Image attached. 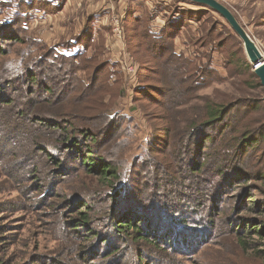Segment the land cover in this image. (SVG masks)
Masks as SVG:
<instances>
[{"label": "rangeland", "instance_id": "1", "mask_svg": "<svg viewBox=\"0 0 264 264\" xmlns=\"http://www.w3.org/2000/svg\"><path fill=\"white\" fill-rule=\"evenodd\" d=\"M6 1L8 0H0L2 3ZM219 1L234 12L264 53V0ZM42 2L34 0L31 4L34 7L26 9L18 25H14L16 29H23L24 26L25 29L20 32V37L24 39L21 42L5 44L8 53L0 59V78L6 79L10 74L13 75L12 72L16 69H12V66L19 61H23L20 66H24L33 58L45 55L51 48L75 57L78 53H83V57H87L83 60L78 58L80 69H76V74L73 71L74 73L69 75V83H72L74 88L64 104L65 110L71 109L75 113V118L78 119L75 123L103 126L106 117H103L102 113L97 115L100 119H94L93 122L86 120L91 116H84L98 110L100 103L97 96H103L106 111L125 115L126 121L113 139L100 150L101 154L121 171L130 166L131 170L137 161L147 168L150 156L155 157L156 163H168L166 166L174 177L180 176L185 169L178 156L173 153L164 155L165 152L160 150L152 155L146 141L152 131L158 132L167 125L169 129L176 130L175 117L171 119V113H168V121L161 119L166 111H163L157 101L151 100V91L139 95L136 90H129L122 65L114 61L115 58L124 59V55L125 58L129 55L138 66L140 74L141 51L138 41H131L130 33L132 28L144 27V23H136L133 17L147 19L150 29L156 24L163 27L168 17L173 14L177 0H168V4L167 0H159L161 5L155 7L156 10L139 8L140 2L144 4V0H45L44 3H50L60 9L40 11L37 7L42 6ZM20 4V0H11L9 6H0V26L11 21ZM22 7L25 8L24 5ZM189 8L196 9L193 6ZM194 11L196 12L187 15L184 10L179 9L175 13V17L181 18L185 24L175 37L176 49L197 65H204L211 59L212 67L218 71V75L196 90L187 102L176 107V125L179 128L187 126V119L199 117L207 102L228 104L246 99L254 103L258 101L256 110L250 109L249 106L243 108V111H246L244 119L249 121L248 128L264 129V93L257 87V80L251 76L254 68L243 41L217 12L208 8H198ZM113 17H118L123 28V40L119 41L120 43L115 41V30L110 25ZM86 28L93 31L92 43L88 47L69 46L75 43ZM209 31L212 32L209 34ZM27 37L29 39H26ZM36 41L40 42L38 46ZM209 41L211 44L202 45ZM68 51L73 52L68 54ZM90 57L111 62L112 79H109V84L105 80L106 70L100 69L92 74L96 61H90ZM248 63H251L252 68ZM50 64L51 60L45 64L41 62L36 67L37 73L53 71L51 73L54 74L60 71L54 67L50 70ZM147 73L149 72H145ZM63 76L66 75L61 74V77ZM93 77V80H96L95 87H101L104 91H92L86 98L88 94L86 95L85 91L88 93V88L85 84L91 83ZM64 79L68 80L67 77ZM12 85H15V82ZM26 89L23 85L20 91L14 93L16 96L20 95L18 99L14 98L16 104L0 106V260L4 264H110L113 261L115 262L112 264H140L141 259H145L144 264H264V254L258 253V250L264 247L253 245L249 250H244L240 244V237L253 242L252 239L257 240V236H247L243 230H237L243 218L256 215L250 208L255 207V202L263 195L254 190L247 193L245 188L251 185L252 180L246 181V178L238 177L216 185L215 189L213 185L208 186V189L202 187L200 194L196 193L193 187L181 188L195 200L189 202L186 198L180 199V196H177L180 203L178 206L184 212L177 213L176 220H173L176 226L168 223V227L173 230L175 237L177 236L176 241L171 239L167 243L164 240L159 244L150 245L143 241L133 243L128 239L118 240L112 250L120 247V251L109 258L106 257V252H103L105 244L99 246L98 243L94 250L91 249L94 241H86L84 234L72 231L74 224L66 223V219L70 218L68 215L72 214L71 211L75 208L68 209L64 202L71 198L73 193L92 190L90 193L98 212H105L107 215L114 207L113 201L108 200L110 190L100 176L87 172L81 164L74 161L70 149H51L50 157L39 152V148L33 143L35 138L42 139L41 141L51 148L57 147L54 143L57 139L52 137L49 129L40 128V131H36L33 127L38 123L34 124L26 114L23 115L28 109L25 103ZM80 94L86 97L80 98ZM90 99L92 101H89ZM241 125L242 123L238 124L239 127ZM33 132L38 135L33 136ZM231 133L239 134L240 131ZM248 155L250 166L256 165L258 161V166L264 168V140L250 150ZM57 159H61V166L58 165ZM148 168L151 169V165ZM175 171L181 172L174 175ZM148 175L153 174L148 172ZM120 179L119 183L123 184L124 179ZM132 179L135 181L137 178L131 177ZM105 187L106 191L103 192ZM151 188L153 185L146 189V199L149 202L156 200L160 195ZM249 198H252L253 202H247ZM154 204L161 206L162 202L158 199L152 205ZM187 207L190 211L186 210ZM187 211L192 216H188L190 219L185 217L188 220L184 228L179 218H183ZM147 218L151 219V216ZM187 237L188 243H182L181 238L184 240ZM87 247L91 251L83 254L82 250ZM96 253L100 254L96 257Z\"/></svg>", "mask_w": 264, "mask_h": 264}, {"label": "trees", "instance_id": "2", "mask_svg": "<svg viewBox=\"0 0 264 264\" xmlns=\"http://www.w3.org/2000/svg\"><path fill=\"white\" fill-rule=\"evenodd\" d=\"M41 1H43V5L37 7L40 11L60 9L58 6L53 7L50 3H44L45 0ZM9 2L11 0L4 3L0 2V6L7 7ZM20 2L21 4L15 10L11 21L0 26V59L8 53L5 44L21 42L24 39L20 37V32L25 29L24 26H21L23 29H16L14 25H18L17 23L21 17L23 18L26 9L34 7L31 6L34 0H20ZM23 5L25 6L24 9ZM176 5L173 14L168 17L167 23L158 32L152 31L148 27L147 19L134 16V21L139 24L144 23V27L140 29L132 28L130 39L131 41H138L137 44L141 51L142 71L139 74L137 93L143 95L146 91H151L155 94H151V100L157 101L156 103L163 108V111H166L161 118L162 120L168 121V113H171L169 116L171 119L175 117L176 130L169 129L167 125L158 132L152 131L146 140L147 148L152 155H155L154 152L162 151L165 152L164 155L173 153V155L178 156L179 162L183 163V169H185L180 176L174 177L166 166L168 163L164 164L162 161L156 163L155 157L150 156V161L147 163L148 167L151 165V169L143 167L137 161L134 162L131 170L130 166L121 171L104 154H101L100 150L113 139L120 131L124 121H126L125 115L111 114L110 111H106L103 96H97L100 104H98L96 112L89 115L84 114L85 117L91 116L86 119L88 122H93L94 119H100L97 115L102 113L103 117H106L103 126H95L90 123L77 125L75 123L78 121L75 118V113L71 109L65 110L64 104L67 103L66 99L72 88H74L73 84L69 83V75L71 76L76 69H80L78 58L83 60L87 57H83L85 56L83 53H78L75 57L59 53L56 49L51 48L45 55H40L37 59L33 58L32 63L26 62L24 66H20L23 61H19L15 66H12V69L16 70L12 72L13 75L10 74L11 77L0 78V106L16 104V99L20 95L16 96L14 93L20 91L21 87L25 85L27 88L25 103L28 109L23 115L26 114L27 118L31 119L34 124L38 123V125H34L36 127H33L37 129L36 131H40V128L49 129L52 132V137L57 139V141L54 140L57 147L51 148L43 143L42 139L35 138L33 143L35 147L39 148V152L50 157V155L52 156L51 149L58 150L57 148L61 147L65 150L70 149L74 161L81 164L87 172L100 176L103 183H107L110 190L108 200H112L114 203L113 209L107 215H105V212H102V214L98 212L96 202L93 201V195L90 193L92 190L73 193L72 197L64 202L68 209L75 208L71 211L73 213L68 215L70 218L66 219L67 224H74L72 231L84 234L86 241H94L92 242L94 246L91 247L93 250L98 246V243L99 246L105 244L103 252H106L107 258L120 251V247L112 250L118 240L128 239L133 243L143 241L150 245L159 244L160 241L164 240L167 243L171 239L176 241L177 236L175 237L173 230L168 227V223L171 222L173 226H176L173 220H176L178 212L180 214L184 212L178 206L180 203L177 201L179 200L177 196L179 195L180 199L186 198L189 202L195 200L194 197L182 191L181 188L193 187L195 192L200 194L202 187L208 189V186L213 185L215 189L216 185L232 181L236 179L235 177L246 178V181L252 180L251 185L245 188L247 193L254 190L263 195L259 201L255 202V207L250 208L256 215L243 218L237 228L239 232L243 230V233H246L247 236H257V240L252 239L253 242H248L246 238L240 237V244L244 250H249L253 245L260 248L264 247V168L258 166V161L254 166L248 164L250 150L264 140V129L248 128L249 121L244 119L243 116L246 114L243 108L249 106L250 109L256 110L258 101L256 100V103H254V101L244 99L228 104L207 102L203 106V112L199 117L187 119V126L179 128L176 125V114L178 112L176 107L187 102V99L192 98V94L196 90L208 84L214 77L217 78L218 75V71L212 67L211 59L204 65H197L192 59L177 51L175 46V37L185 26L181 18L175 17L177 10L182 9L188 15L196 12L194 10L198 8L207 9L208 7L189 5L181 0H177ZM189 6L196 7V9H190ZM211 32L209 31V34ZM92 40L93 31L91 28H86L75 43L69 44V46H74V48L81 45L88 47ZM39 43V41H36L37 46ZM208 44H211V42L202 45ZM48 60H51L50 70L57 68L60 71L54 72V74L51 73L53 71H49L50 74L37 73L36 67L41 62L43 64L47 63ZM89 60L96 61L92 74L100 69L107 71L105 80L109 84V79H112L111 62L106 59L102 61L98 59L100 61L98 62L95 57H90ZM65 65H68V67H65ZM248 65L252 68L251 63H248ZM12 69L10 68V70ZM145 72L149 73L145 74ZM61 74L66 76L61 77ZM251 76L257 80V87H260L262 93H264L261 81L254 71H251ZM66 77L68 80L64 79ZM93 79L94 77L89 84L82 81L88 88V93L85 91V94L88 95L86 97L81 93L80 98H88L92 91L96 93L104 91L101 87H95L96 80ZM13 82H15V85H12ZM89 101H92V99ZM55 105L57 106L54 107ZM239 123H242L241 129H239ZM237 130L240 131L239 134L231 133ZM34 135L38 134L33 132ZM53 160H56V158H53ZM139 160L141 161V159ZM57 163L61 166V159H57ZM148 172L153 175H148ZM180 172L175 171L173 174H179ZM120 177L124 179L123 184L119 183ZM131 177L137 179L133 181ZM152 185L151 190L159 192L160 195L155 198L156 200L149 202L146 199L148 198L146 189H150ZM105 191L106 187L103 192ZM96 193L100 195L98 191ZM204 194L208 196L207 193ZM158 199L162 202V205H158L159 207L156 204L152 205ZM247 202H253L252 198L247 199ZM186 210L190 211L188 207ZM188 211L183 218H179L183 222V226L187 223L188 219L186 218L190 219L188 216H192L189 215L191 213ZM149 215L151 219L147 218ZM98 225L101 227L99 228ZM188 238L184 240L181 238V242L187 244ZM91 249L87 247L82 252L87 254ZM258 253L264 254V249H259ZM99 254L96 253V257ZM144 260L141 259L140 264H144L143 262H146ZM0 264L4 263L0 260Z\"/></svg>", "mask_w": 264, "mask_h": 264}, {"label": "water", "instance_id": "3", "mask_svg": "<svg viewBox=\"0 0 264 264\" xmlns=\"http://www.w3.org/2000/svg\"><path fill=\"white\" fill-rule=\"evenodd\" d=\"M189 5L206 6L220 14L244 43L246 53L264 88V53L260 50L247 29L242 25L234 12L219 0H181Z\"/></svg>", "mask_w": 264, "mask_h": 264}, {"label": "built area", "instance_id": "4", "mask_svg": "<svg viewBox=\"0 0 264 264\" xmlns=\"http://www.w3.org/2000/svg\"><path fill=\"white\" fill-rule=\"evenodd\" d=\"M168 2V0H167ZM111 26H113L115 32V41L117 43H120L119 41L123 40V31L122 27L120 26V22L118 17H113V20H111ZM161 26L159 25H153L152 31H159ZM68 54H71L73 51H68ZM124 52V50H122ZM75 53V52H74ZM125 54V52H124ZM127 58H115L114 61L122 65V70L125 71V75L127 77L126 86L129 90L135 91L139 87V72H138V66L131 60L129 55H126Z\"/></svg>", "mask_w": 264, "mask_h": 264}, {"label": "crops", "instance_id": "5", "mask_svg": "<svg viewBox=\"0 0 264 264\" xmlns=\"http://www.w3.org/2000/svg\"><path fill=\"white\" fill-rule=\"evenodd\" d=\"M140 4L141 5L138 6L139 8H143L144 7V9L148 8L150 10H156L155 7L161 5V4H159V0H144V4L141 3V2H140ZM167 4H168V2H167Z\"/></svg>", "mask_w": 264, "mask_h": 264}]
</instances>
